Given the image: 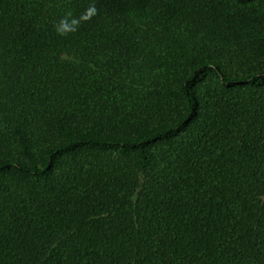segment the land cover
Returning <instances> with one entry per match:
<instances>
[{
    "label": "trees",
    "instance_id": "1",
    "mask_svg": "<svg viewBox=\"0 0 264 264\" xmlns=\"http://www.w3.org/2000/svg\"><path fill=\"white\" fill-rule=\"evenodd\" d=\"M0 264H264V0H0Z\"/></svg>",
    "mask_w": 264,
    "mask_h": 264
}]
</instances>
